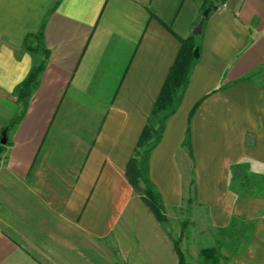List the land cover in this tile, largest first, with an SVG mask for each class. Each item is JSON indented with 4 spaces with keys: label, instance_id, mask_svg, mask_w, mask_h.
Masks as SVG:
<instances>
[{
    "label": "crops",
    "instance_id": "crops-1",
    "mask_svg": "<svg viewBox=\"0 0 264 264\" xmlns=\"http://www.w3.org/2000/svg\"><path fill=\"white\" fill-rule=\"evenodd\" d=\"M205 1L0 0V264H47L11 234L54 243L59 226L101 242L139 233L141 245L149 228L153 249L174 251L149 211L137 224L126 168ZM197 37L199 60L149 176L166 212L193 185L224 230L258 214L231 185L264 183V0H229ZM40 65L25 108L18 87Z\"/></svg>",
    "mask_w": 264,
    "mask_h": 264
},
{
    "label": "rangeland",
    "instance_id": "rangeland-1",
    "mask_svg": "<svg viewBox=\"0 0 264 264\" xmlns=\"http://www.w3.org/2000/svg\"><path fill=\"white\" fill-rule=\"evenodd\" d=\"M243 181L244 184L237 187V192L239 198L249 199L244 204L245 209L258 213L255 218L238 217L227 229L213 228L208 208L196 201V187L193 185L190 186L189 196L181 207L167 209L171 234L155 218L160 225L156 229V235L174 251L163 246L153 249L156 241L153 240V231L149 228L144 230L142 245L135 243V239L139 241L142 238L139 233L130 234L131 238L126 243L120 241L125 235L117 232L109 241L101 242L85 240L83 236L75 234L65 226H59L63 235L54 243L48 240L47 235L41 234L11 236L47 264H178L174 240L180 238V247L189 264H209L201 256L202 250L209 248H215L218 264H264V183L262 180L255 182L253 177H247ZM137 196L141 200L140 211L137 213L139 224L147 211L152 217L154 214L141 195L137 193ZM43 241L48 246H44ZM137 245H141V248Z\"/></svg>",
    "mask_w": 264,
    "mask_h": 264
},
{
    "label": "trees",
    "instance_id": "trees-1",
    "mask_svg": "<svg viewBox=\"0 0 264 264\" xmlns=\"http://www.w3.org/2000/svg\"><path fill=\"white\" fill-rule=\"evenodd\" d=\"M211 1L220 8L229 0H206L204 10L209 6ZM58 4L55 7H57ZM37 37L42 38V32H40ZM197 39L198 37L196 35L187 38H179L181 46L178 56L168 73L157 100L153 105L147 124L142 131L135 151L126 168V177L129 183L133 189L141 195L142 200L154 214L156 220L166 227L169 234L172 233V229L169 226L161 195L150 179L149 160L152 151L158 144H160L163 138L168 118L176 112L180 95L187 88L193 68L199 60L194 57L195 49L199 47ZM25 48L32 53L35 52V49L30 45L29 39H27L25 43ZM42 69L43 65L34 67L29 76L18 87L17 91L25 108L28 106V101L32 96L33 90L37 84L38 76ZM195 109L196 107L192 112H194ZM19 120L20 117L12 121L9 124V127H15ZM0 148H2V145H0ZM243 184L244 181L242 184L231 185V191L236 192L239 196L237 187ZM181 236H183V234ZM180 242L181 238L179 240H174V248L178 257V264H189L180 247ZM201 256L204 261L209 264H218L215 248L202 250Z\"/></svg>",
    "mask_w": 264,
    "mask_h": 264
},
{
    "label": "water",
    "instance_id": "water-1",
    "mask_svg": "<svg viewBox=\"0 0 264 264\" xmlns=\"http://www.w3.org/2000/svg\"><path fill=\"white\" fill-rule=\"evenodd\" d=\"M217 9H218V7L215 5V3L213 1H211L210 4H209V6L203 12V20L199 23V25L193 31L194 35L199 36V35L202 34L205 19L210 16V14H211L212 11H216ZM194 57L196 59H198L200 57V50H199V48H196L195 49ZM3 137L4 138L1 140V143L2 144H5L6 143V137H5V135Z\"/></svg>",
    "mask_w": 264,
    "mask_h": 264
}]
</instances>
